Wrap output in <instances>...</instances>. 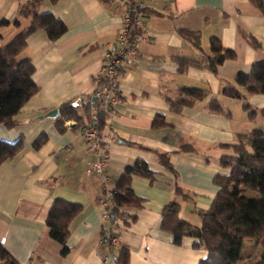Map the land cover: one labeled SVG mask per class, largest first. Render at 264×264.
Here are the masks:
<instances>
[{
  "label": "crops",
  "instance_id": "1",
  "mask_svg": "<svg viewBox=\"0 0 264 264\" xmlns=\"http://www.w3.org/2000/svg\"><path fill=\"white\" fill-rule=\"evenodd\" d=\"M28 1L0 0V21L9 23L0 26V45L28 25L29 20L17 14L19 5ZM136 1L145 8L139 31L143 40L135 58L118 74V100L102 132L112 142L104 176H99L91 170L93 158L81 135L90 114L81 126L67 121L64 131L55 127L56 117L45 116L70 101H79V109L81 100L92 96L104 52L115 41L126 7L119 0H42L38 13L59 20L65 33L54 42L43 31L27 37L17 60L33 65L38 91L15 116L12 128L0 125V140L13 143L21 138L23 142L21 151L0 165V240L18 264H114L113 248L100 239L108 224L99 197L104 184L115 189L123 169L138 160L147 164L154 180L136 177L131 182L143 205L140 210L125 209L135 221L119 224V242L127 247L130 264H198L206 252L195 248L192 238L174 245L161 230V210L179 187L188 196L178 199L179 218L199 227L197 212L207 211L219 192L214 177L229 174L219 164L223 156L231 155L223 145L231 144L238 133L264 131L258 113L264 108V95L247 98L255 112L253 119L243 111L241 101L219 95L222 82H231L264 62V16L248 0ZM182 31L197 32L199 48ZM248 36L260 46L254 48ZM211 39L233 51L236 59L225 61L216 74L193 67L180 72L178 62L198 61L209 53ZM176 88L205 90L209 96L198 106L173 114L160 93ZM210 97L218 100L227 116L205 111ZM156 117L163 118L166 126L153 128ZM41 136L45 142L35 149ZM160 154L166 155L170 169L161 164ZM56 199L82 208L69 225L66 255L46 226ZM252 244L244 242L240 264L258 256Z\"/></svg>",
  "mask_w": 264,
  "mask_h": 264
},
{
  "label": "trees",
  "instance_id": "2",
  "mask_svg": "<svg viewBox=\"0 0 264 264\" xmlns=\"http://www.w3.org/2000/svg\"><path fill=\"white\" fill-rule=\"evenodd\" d=\"M248 2L260 15L264 16V0H248ZM41 3L42 0H29L19 5L17 14L29 20L28 25L9 43L0 45V125L7 129L15 125V116L38 91L32 78L33 65L29 61L17 60V56L26 46L27 37L36 31H43L49 40L54 42L65 33V27L59 20L50 14L38 13ZM123 5L126 8L131 7L132 0H127ZM151 14L159 16L155 12ZM8 25L7 21H0L1 27ZM13 26H18V23H13ZM181 34L199 48L197 32L182 31ZM247 38L254 48L260 46V42L254 37ZM235 59L236 55L233 51L223 48L217 39H211L209 53L202 55L198 61H179V71L184 72L188 67H193L216 74L217 68L225 61ZM97 85L98 82H96ZM160 94L173 114H180L184 108L196 107L209 96L205 90L192 88L167 89ZM219 95L241 101L243 111L250 119H253L255 112L247 102V98L264 95V62L252 65L249 73L237 74L231 82H222ZM98 107L99 102L92 96L81 100L79 109L73 106V102H67L58 108L55 127L59 131H64L65 123L71 120L76 123V126H81L91 109ZM204 109L212 115L227 116L215 97L207 100ZM258 113L264 120V108ZM107 119V111L99 110L101 133ZM165 126L163 118L154 119L153 128ZM44 142V136L39 137L34 148L38 149ZM22 145L21 138L13 143L0 140V165L5 160L16 156L21 151ZM223 147L230 150L231 155L223 156L219 164L223 169L228 170L229 174L214 177L213 184L218 187L219 192L207 211L197 212L200 226L193 227L179 218L178 199L185 200L188 196L181 188L175 187V197L161 210V230L172 237V242L176 246H179L184 238L194 239V247L206 252V257L198 264H240L243 259L245 241H252V246L259 250V254L254 260L244 264H264V131L238 133L231 144L223 145ZM159 160L165 168L170 169L165 154H160ZM136 177L151 183L154 180V173L146 163L140 160L123 169L122 175L115 184L114 206L109 213L108 225L100 234L102 243L113 248L114 264H130L129 251L119 242L120 226L117 220L121 219L122 226H127L129 223L127 221L134 222L135 217L129 216L124 210L142 208L143 200L131 190L132 179ZM81 211L80 205L61 199L54 200L50 207L46 226L49 229L50 238L63 246L62 255L68 252L65 244L69 236V225ZM112 239H116V242L112 243ZM0 264H18L1 244Z\"/></svg>",
  "mask_w": 264,
  "mask_h": 264
},
{
  "label": "built area",
  "instance_id": "3",
  "mask_svg": "<svg viewBox=\"0 0 264 264\" xmlns=\"http://www.w3.org/2000/svg\"><path fill=\"white\" fill-rule=\"evenodd\" d=\"M119 1L127 2V0ZM143 9L144 6L136 0H132V6L126 8V14L115 41L104 52L103 65L96 80L98 85L92 93V98L99 102V107L91 109L89 121L82 128L83 142L93 158L91 170L99 176H104L112 138L104 137L99 131L98 112L99 110H106L107 115L110 116L112 107L118 100L119 70L124 64L131 62L135 58L137 46L143 40V34L139 32L142 27ZM114 194L115 190L108 189L106 184H104L99 197V204L104 208L103 221L106 223L109 221L110 210L114 206ZM121 222V219L117 220L118 224ZM111 242L115 243L116 239H112ZM0 244H3V240H0Z\"/></svg>",
  "mask_w": 264,
  "mask_h": 264
},
{
  "label": "water",
  "instance_id": "4",
  "mask_svg": "<svg viewBox=\"0 0 264 264\" xmlns=\"http://www.w3.org/2000/svg\"><path fill=\"white\" fill-rule=\"evenodd\" d=\"M73 106L78 108L79 107V101L74 102ZM57 115H58V110H52L45 117L46 118H55V117H57Z\"/></svg>",
  "mask_w": 264,
  "mask_h": 264
},
{
  "label": "rangeland",
  "instance_id": "5",
  "mask_svg": "<svg viewBox=\"0 0 264 264\" xmlns=\"http://www.w3.org/2000/svg\"><path fill=\"white\" fill-rule=\"evenodd\" d=\"M258 254V253H257Z\"/></svg>",
  "mask_w": 264,
  "mask_h": 264
}]
</instances>
